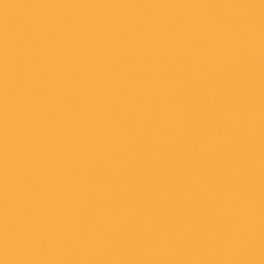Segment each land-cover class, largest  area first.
I'll list each match as a JSON object with an SVG mask.
<instances>
[{
    "label": "water",
    "instance_id": "95a60500",
    "mask_svg": "<svg viewBox=\"0 0 264 264\" xmlns=\"http://www.w3.org/2000/svg\"><path fill=\"white\" fill-rule=\"evenodd\" d=\"M0 264H264V0H0Z\"/></svg>",
    "mask_w": 264,
    "mask_h": 264
}]
</instances>
